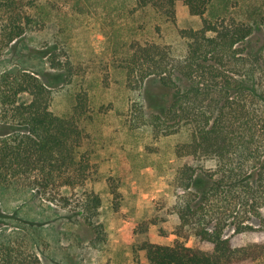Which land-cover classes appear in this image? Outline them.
I'll use <instances>...</instances> for the list:
<instances>
[{"label": "trees", "instance_id": "16d2710c", "mask_svg": "<svg viewBox=\"0 0 264 264\" xmlns=\"http://www.w3.org/2000/svg\"><path fill=\"white\" fill-rule=\"evenodd\" d=\"M134 1L133 13L153 18L143 28L150 35L142 39L129 29L122 55L107 68L121 73L130 91L151 78L174 90L161 111L147 112L135 101L126 122L150 126L155 136L187 134L175 146L184 162L173 180L171 210L180 217L178 235L196 239L195 245L145 241L149 264H264V241L234 245L227 234L230 226L236 234L258 230L255 218L264 231V45L248 46L255 23L214 9L212 0H182L202 25L178 28L176 43L163 30L176 24L180 0ZM48 3L0 0V54L29 29L45 26L53 10ZM257 18L264 34V11ZM51 65L70 78L82 69L56 55ZM52 100V88L31 70L1 75L0 103L9 120L0 132V185L34 190L41 199L83 210L90 220L102 206L101 195L88 189L100 176L86 148L97 112L88 89L77 91L64 114L52 110ZM191 159L214 160L216 168L200 170ZM0 264L43 262L27 240L9 239L0 242Z\"/></svg>", "mask_w": 264, "mask_h": 264}, {"label": "rangeland", "instance_id": "374dc122", "mask_svg": "<svg viewBox=\"0 0 264 264\" xmlns=\"http://www.w3.org/2000/svg\"><path fill=\"white\" fill-rule=\"evenodd\" d=\"M50 2L46 9L53 10L45 26L29 29L0 54V77L11 70L33 71L52 88L51 108L58 114L71 110L78 90L90 91L97 114L86 148L98 161L100 176L88 189L101 195L102 206L89 220L83 210L41 199L34 190L0 185V242L27 240L40 253L43 264H149L142 248L145 241L171 244L179 239L195 245L194 237L178 235L180 217L171 210L173 180L184 162L176 158L175 146L187 134L155 136L150 126L131 128L126 122L135 101L142 102L147 112L161 111L170 104L174 90L151 78L140 91H130L123 75L107 68L122 55L118 52L121 40L132 35L130 30L142 39L150 35L143 28L150 27L151 14L133 13L134 0ZM212 6L251 19L255 31L248 46L259 49L264 45L262 24L257 22L264 0H212ZM201 25L202 19L180 0L176 24L163 32L179 43L174 36L178 28ZM54 55L70 58L81 71L68 77L51 65ZM3 110L0 103V132L9 120ZM191 160L200 170L216 168L211 159ZM253 222L258 230L241 234L227 227L234 245L264 241L259 219Z\"/></svg>", "mask_w": 264, "mask_h": 264}]
</instances>
